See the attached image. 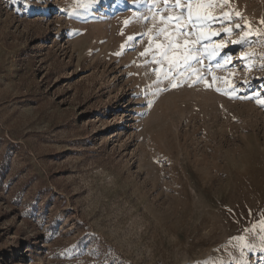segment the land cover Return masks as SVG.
<instances>
[{"label":"rangeland","instance_id":"obj_1","mask_svg":"<svg viewBox=\"0 0 264 264\" xmlns=\"http://www.w3.org/2000/svg\"><path fill=\"white\" fill-rule=\"evenodd\" d=\"M75 8L0 0V264H264V0H215L175 88L122 47L155 9Z\"/></svg>","mask_w":264,"mask_h":264},{"label":"snow or ice","instance_id":"obj_2","mask_svg":"<svg viewBox=\"0 0 264 264\" xmlns=\"http://www.w3.org/2000/svg\"><path fill=\"white\" fill-rule=\"evenodd\" d=\"M25 4H29L30 0H24ZM99 0H75L76 8L73 11V15H76L80 9H90L97 4ZM135 3H145L148 5V11H156L152 16L142 15L134 17L133 20L144 21L145 24L153 23L156 16H160V24H153V28L147 29L145 32L137 33L126 37V50H135L136 46L143 43L144 39L151 37L148 45L144 51L140 52L141 56L150 57L145 61L146 64H156L157 67L153 69V72L159 73L157 80L154 82L159 85L164 80H169L172 88L178 86L175 82L179 76L193 66V63H200V56L198 53L203 48L209 55H218L223 44H218L211 50L207 47V41L211 39V36L204 30L210 27L212 24L220 21L218 18L213 17L208 9L215 3V0H134ZM227 2V0H224ZM163 4L164 7L158 8V5ZM175 11V16L172 13ZM166 13V15H165ZM239 15V14H237ZM133 20L125 21L128 25ZM224 21L230 22V18L225 14ZM236 28L239 29L240 25L237 24ZM231 29H228L226 34H229ZM123 35V33H121ZM211 35L219 36L220 33H212ZM137 36L142 39H137ZM251 32L241 36L239 40L233 41L234 45H239L241 48L246 47L254 43ZM195 37L194 39H190ZM163 38V39H161ZM223 39V37H221ZM182 40V42H181ZM199 45V47H198ZM121 53H117L120 55ZM249 59V57H245ZM224 60H231L230 55L225 54ZM135 63V62H134ZM203 79V77H201ZM152 86L149 85V88ZM211 87V85H209ZM166 89L158 88L156 92H152V95H156L157 92L164 91ZM221 91L220 89H216ZM235 91V89H233ZM142 95H148L147 92L141 93ZM149 105L154 103L153 100L148 101ZM240 239L244 241V247H250L246 239ZM264 240V237H262ZM209 264V262H205Z\"/></svg>","mask_w":264,"mask_h":264}]
</instances>
